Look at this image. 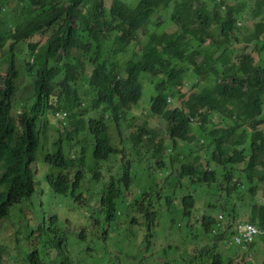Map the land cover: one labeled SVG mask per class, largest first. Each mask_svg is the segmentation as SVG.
<instances>
[{"label":"trees","instance_id":"1","mask_svg":"<svg viewBox=\"0 0 264 264\" xmlns=\"http://www.w3.org/2000/svg\"><path fill=\"white\" fill-rule=\"evenodd\" d=\"M235 1L233 5L229 0L220 4H214L213 0H112L107 8V0H0V78L3 79V88H0V217L12 218V209L24 202L31 204L37 193L33 165L38 161L41 131L35 123L36 114L45 119L44 127H47L49 113L66 112L69 128L64 130L69 138H73L67 146L59 142L51 147L53 153L43 155L47 166L68 171L75 163L80 164L84 159L72 161L69 152L81 136L90 138V144L85 142L84 147L92 151L95 162L100 163V167L107 165L117 154L112 147L110 123L106 117H114L119 126V108L130 109L138 105L143 94L140 83L143 74L151 76L157 88L152 113L167 123L168 138L174 150L180 149L179 143L194 141L192 132L197 126L206 138L201 148L212 150L213 156L236 152L233 161L244 163L246 171L253 172L262 163L258 161L264 153V131L260 129L264 128V0H255L252 5L250 0ZM154 18L167 19L176 31L160 32L165 22L153 23ZM242 24L246 26L242 27ZM198 25L202 28L198 29ZM213 27L215 31L221 30L228 45L244 43V51L235 56L228 55L224 47L207 52L202 43H206L204 35L215 36ZM246 30L250 31L246 34ZM141 32L148 36L145 43L138 36ZM197 40L200 41L198 45ZM132 43L142 44V50L124 70L116 57L126 54ZM249 46L252 47L250 52ZM254 54L260 60L257 61ZM20 61H24L25 65L21 66L27 72H35L37 65L39 69L34 88L35 107L31 114L25 111L15 119L12 112ZM51 62L58 65L51 67ZM191 66L200 76L194 85L188 84L192 80ZM219 66H223L222 72H219ZM43 71L48 82L41 87ZM206 75L212 79H205ZM220 75L219 80L217 76ZM83 79L92 99L91 109L79 110L77 102L62 105V94L68 93L72 85ZM59 89L62 92L57 95ZM171 103L175 109L170 108ZM93 108L102 112L99 119L89 116ZM219 118L224 122L233 120L235 125L221 124ZM194 119H198L200 125ZM212 121L221 130L211 131ZM247 124L249 127L245 126ZM236 130L243 132L233 138L230 133ZM155 146L154 142L152 147ZM156 152L160 156L164 152L163 146L160 145ZM156 152L149 154L155 156ZM184 155L188 159L194 154ZM208 166L198 170L188 161L183 165V176L196 177L201 186H211L217 179L214 172L207 171ZM101 170L108 172L109 168L101 167ZM92 171L100 180L101 172L96 173L95 167ZM85 174L86 171H78L73 181L66 175L48 179L55 192L66 194L70 182L76 189L84 181ZM227 176L231 179L230 172ZM233 192L229 189L220 196L227 197L226 203L221 204L222 211L236 221L238 213L244 209L231 197ZM250 193L253 200L247 205L251 212L248 219L264 232V204H260L259 196L255 198L254 188ZM120 198L118 189L103 191L95 198L92 209L97 221L93 225L104 226L100 235L103 240L114 236L113 223L124 203ZM207 206L213 209L219 205L212 200ZM18 216L26 217L25 214ZM28 217L32 220L24 233L28 241V260L33 264H52L45 255L51 254L42 252L34 240L47 230L44 219H34V214ZM146 217L152 223L155 213L150 211ZM222 222L223 219L205 212L200 225L211 233L213 227ZM188 227L193 228V225L189 222ZM80 234L83 237L87 232L83 229ZM212 238L219 251V242L224 241L226 235L219 231ZM261 238L264 241V235ZM5 256L6 250L0 246V264H5ZM219 257V254L211 257L210 264H218ZM227 258L229 264H233L236 255ZM185 263L205 264L204 256L195 253ZM55 264L71 263L67 254L60 252Z\"/></svg>","mask_w":264,"mask_h":264},{"label":"clouds","instance_id":"2","mask_svg":"<svg viewBox=\"0 0 264 264\" xmlns=\"http://www.w3.org/2000/svg\"><path fill=\"white\" fill-rule=\"evenodd\" d=\"M208 2H211V0H207ZM222 1H227V0H213L214 4H220ZM227 5V2L225 3ZM159 21V22H158ZM161 22H165L164 25L169 24L168 20H158L156 18L153 19V23L160 24ZM241 24V23H239ZM171 26V25H170ZM202 26L198 25V29H201ZM161 31V29H160ZM176 31V30H175ZM174 31V32H175ZM215 31V27H213L212 32ZM215 36L210 37L208 35H204V38L206 40V43H202V46L207 52H212L214 49L219 48V47H224V49L228 50V55L230 56H235L238 51H244L242 48L240 49H235L234 52L229 51V48L241 45L239 43L233 42L231 45H228L227 42L224 40L223 36L221 35V30L217 29L215 31ZM138 36H140V40L145 43L148 40V36L143 34V32L139 33ZM200 41H196V44L198 45ZM243 44V43H242ZM128 52L126 54H121L117 56L116 58L120 61L122 68L125 70L128 62L134 58V56L139 53L142 50V44H137V43H132L128 47ZM187 55V53L185 52ZM51 57L48 58L46 61L47 62L50 60ZM25 65L24 61H20V64L18 65V68L20 69V78L18 80V90L15 96V100L13 103V112L12 116L15 119H18V116L22 115L25 111H28L30 114L35 107L34 103V88H35V81L37 78V70L39 69V65H37V68L35 72H27L21 65ZM35 65V64H34ZM58 64L56 62H51L50 66L55 67ZM59 65H62V62L59 63ZM224 66V65H223ZM223 66H219V72H222ZM194 67L191 66V71L190 74L192 75V80L188 82L190 85H194L200 80V76L197 75L194 72ZM202 72V71H201ZM203 73V72H202ZM222 74V73H221ZM31 76L33 78V83L32 86L30 87L31 90L29 91L30 96L29 97H24L22 94V88H23V82L25 79L24 77L28 78ZM145 77L150 78V83L152 85V89L150 92L145 91L146 93L152 94L153 91L154 93L152 94L150 98V103L151 106L148 105V99L149 96H146V102L145 103H140L141 100L143 99L144 96V90L145 87L143 85V79ZM217 78L220 80L221 75L217 76ZM205 79H212V76L206 75ZM2 80L0 78V88H3ZM48 80L47 77L44 75V71L42 73V79H41V87L45 86L47 84ZM140 83L142 85L143 89V94L140 102L138 105L133 106L130 109H121L119 108V112L121 113V120L119 121V126H117L116 121L113 118L106 117L107 122L110 123V134H111V129L114 126L116 131L118 132L119 138L122 141L124 138V133L123 129L121 126V121H124L125 123L129 121V118H134V112L135 110L141 108V105L143 106H148L149 108V113L152 117H158L160 118L163 122L162 117L160 116H155L152 113V106H153V99L158 96V91L155 85L152 82L151 76H148L147 74H143L140 80ZM201 86V83L199 84ZM57 95H60L62 92L61 89L57 91ZM89 90L87 88V84L85 83V80L83 79L82 81H78L76 85L71 86V90L68 93H63L62 98H61V104L65 105L70 102L76 103L79 106V110H87L91 109V101L92 99L90 98V95L88 94ZM57 97L56 100L57 101ZM172 102V100H170ZM232 104L230 108H232ZM49 108V107H47ZM171 109H175V105L173 103L170 104ZM97 110L94 108L90 110L89 116L95 119H99L100 115H97ZM100 114L102 113L101 111L99 112ZM218 115L217 112H213L212 114ZM227 115V114H226ZM55 119L59 126L56 124ZM47 127H44L45 124V119L44 118H39L38 115L36 114V125L39 126V130L41 131L40 133V143L42 144V154L43 155H48L49 153H53L50 148L52 146H55L59 142H63L64 146H67L69 143L73 142V138H69L68 132L64 130V128H69L68 126V121H67V115L66 112L64 111H59L55 113V115L48 114L47 118ZM196 124L200 125V121L198 119H194ZM167 125V123L165 122ZM213 127L210 128V130H221L220 126H217L216 124L213 123ZM168 126V125H167ZM234 126V125H233ZM197 127V126H195ZM63 129L62 131L60 130ZM198 128V127H197ZM71 130V128H70ZM131 131V141H126L123 140L121 144L117 145L115 144L113 138H112V147L113 150H115V154L110 158V161L112 159H118L119 161V167L116 168L115 170L113 168H109L108 172H105L101 170V167L104 165H101L100 163L97 164L94 160V157L92 155L91 150H86L84 147V143L80 144L79 139L76 142L75 146H71L70 152H69V158L72 161H76L78 159H84L80 164L75 163V167L65 171L64 168H61V170H55L53 168H50L45 164V161H37L33 165V171H35V180L36 176L37 177H42L44 174H38L36 170L34 169V166L37 165H45L48 167L50 170L49 174H47V180L49 182V177H59L61 175H66L70 178L71 181L74 180L75 175L77 174L78 171H81L84 173L86 171V174L84 176V181L78 185L76 189L73 188L74 183L70 182L69 184V191L66 194L62 193H57L54 191V193L58 195H71L75 198L76 202H78L80 205H85L88 204L91 207L94 206V200L95 196L98 198V194L102 193L103 191H108L109 189H118L121 192V198L120 200L123 202H127L131 204L135 209L136 215L139 217L138 220H132L130 223L131 226L133 225H141L144 226L143 229V241H146L145 243L147 245V248H158L160 247L164 252H167L168 250L172 249H177L178 252H181L182 255H184L183 258L180 260V264H196V263H185L186 260H190L193 258L195 253H201L204 256V263L205 264H210L212 262V258L214 257L215 254H219V258L217 259L218 264H224L225 263V257L224 255L220 252L221 246L227 247L226 253H229L231 251L230 248L232 247H238L239 250L234 253L236 255V258L233 260V264H249L251 262L248 261V256L252 257L253 254H249V251H251L252 248L255 247L256 250L260 246L264 247V241H262V236L264 235V232L254 223H252L249 219L248 216L251 213L250 209L247 210V205L248 203L246 202V198H249L250 201L253 200L250 195L251 189H255L256 197H258L257 193L259 192L260 187L263 188V195H264V153L261 155V159L258 162H262L261 164L259 163L257 165V168L253 172L246 171L247 165L244 163L240 162L238 164L235 163L234 156L236 152H229L228 154L225 155H215L213 156L212 150H207L205 147L199 148L196 151H190L187 152L184 150V145L187 144H192L197 141V146L202 147L204 142L206 141V138L203 137L202 140H197L192 132V136L194 138V141L192 143H179L178 145L181 146L179 150H174L172 148V145L170 146V153L164 149V152L167 155V160L161 159L160 161H157V157H160L163 155V153L160 156H157V148L160 146V144L156 143L155 147H150L148 148L146 145V142H148V139L146 140V137H149L150 133L147 131V126H131L129 128ZM198 133L199 128L197 129ZM238 131H240L238 133ZM50 132H53L56 134L57 137H54L53 140L51 139ZM243 132V130H236L233 134V138H237V135H240ZM168 133V131H167ZM230 133V134H231ZM200 134V133H199ZM201 135V134H200ZM63 136L65 138H63ZM112 136V134H111ZM202 136V135H201ZM86 138V142L90 144V138L87 136H81ZM169 140V138H168ZM152 141L155 142L154 138H152ZM170 144L172 142L169 141ZM143 145L144 149L139 150L136 147L139 145ZM136 146V147H135ZM126 147V149H124ZM155 151L156 155L152 156L149 154L150 152ZM173 151H177L176 156L174 155L175 153ZM172 153V154H171ZM194 154L192 156H189L188 159H185L184 154ZM125 155L130 158V160L135 161L137 158L138 161L142 160L141 158L145 157V159L149 160L158 170L163 171L165 173V178L162 181L159 182H152L149 184L148 187L143 188L142 190H139L135 186V177L132 173L131 169V164L129 162H126L124 157L121 155ZM202 154H204V157H202ZM142 156V157H139ZM196 156H199L200 158H197ZM218 159V160H217ZM190 161L193 166L200 170L202 167L206 168V165L208 164V172H214L216 175V185L213 184L211 186L205 184L201 186L198 184L197 178H186L183 176V165ZM179 162V171L174 172L172 170V167L175 163ZM97 169L98 173L99 171L101 172V178L100 180H97L95 178V175L93 173V168ZM225 171L226 173H224ZM230 172V178L227 176L228 173ZM88 175L89 177L88 180ZM126 176V177H125ZM202 177H205L202 175ZM238 179L234 180V179ZM125 179V181H124ZM88 181L93 182L97 186V190L94 193H84L82 189L87 188L88 186ZM50 184V183H49ZM112 184H115L112 186ZM37 185V182H36ZM51 187V186H50ZM224 188V190H221ZM153 189L159 190V193H154ZM231 189V191H234L232 193V198L238 202L241 203L243 206L244 211L242 213H238L239 219L234 221L232 218H230L226 213L222 211V203H226V195H222L224 200L220 204V214L218 211L219 208L217 209H211L207 206L209 202H211V197L214 195H221L220 193H225V191H228ZM214 190V191H213ZM242 195V197L240 196ZM41 197V196H40ZM39 197V198H40ZM128 198V200H127ZM38 197L33 200L31 204H28L27 202H24L20 207H18L11 215H15L16 217L20 218L18 215L20 214H25L26 216L30 214H34V206L37 201ZM200 199L204 200V204L206 208L201 211V218L200 222L202 221V216L205 212L208 214L212 215L216 219H223V222L219 224L218 226L213 227L211 230V233H208L204 230V228L199 225L198 230L195 229L196 225L195 223L192 222V216L195 211H200V208L198 207L197 203ZM261 204V203H260ZM28 209V210H27ZM153 211L155 213V219L151 222L148 221L146 217V213ZM162 212H167L168 214H176L180 213L183 217L187 219L186 224L179 222L178 224L175 225V221L171 220V228L175 232V235L177 232H180V235L178 238V242L176 241L175 238H171L170 241H167L163 243V239L161 237H156L154 235V232L156 228L159 225V217ZM213 212H217L216 214H213ZM119 215H121V212H119ZM14 216V217H15ZM53 216H57L58 214H52L50 218ZM93 216V214H92ZM57 217H55L57 219ZM0 219L6 220L8 218H2ZM21 219V218H20ZM25 219V218H24ZM23 219V220H24ZM37 219V215H35V218ZM189 222L193 225V228L188 227ZM48 222L47 220L45 221V226L47 227ZM174 228V229H173ZM86 230V229H84ZM192 231L194 232L193 234ZM223 233L226 235V239L224 241L219 242V251L214 246V241L212 238V235L214 233L219 232ZM87 232V231H86ZM86 235H83L85 238ZM79 237L82 239V234H79ZM175 237V236H174ZM189 237H191V240L194 241L195 239H198L202 237L203 239L205 238L208 242H210L208 245H198L195 248H191L187 246V242H189ZM37 238V237H36ZM36 238L34 239L36 241ZM25 243V239L23 242L19 244V247ZM254 247L251 248V245L254 244ZM28 244V241L26 242ZM61 244H63V247L60 248L61 252H65L69 258V262L71 264H75V262L72 260V257H70L68 246L64 241V234L61 238ZM2 248L4 247L6 250V254H8V247L6 243L0 244ZM243 252V254L240 255V253ZM52 256H54V259L51 257V255L45 254L48 256V260L50 263L55 264L58 260V257L60 255V252L58 249L52 248L51 251ZM233 254V255H234ZM227 256H232L228 254ZM241 256V259L239 257ZM20 258L19 255V249L17 256ZM57 257V258H56ZM22 259H24L25 262H31L28 260L27 254L23 255ZM228 262L225 264H229V258H227ZM253 263L254 260H252ZM163 264H169L168 261L166 260H161ZM33 264V262H31ZM5 264L7 263V257L5 256ZM252 264V263H251Z\"/></svg>","mask_w":264,"mask_h":264},{"label":"rangeland","instance_id":"3","mask_svg":"<svg viewBox=\"0 0 264 264\" xmlns=\"http://www.w3.org/2000/svg\"><path fill=\"white\" fill-rule=\"evenodd\" d=\"M125 2H130V0H123ZM255 0H250V4L252 5ZM112 0H107L106 7L109 8L111 5ZM231 4H236L235 0H229ZM159 22V21H158ZM241 26V24H238ZM246 26L242 24V27ZM248 26L252 27L253 24H248ZM168 30L173 31L175 28L171 27L170 25L166 24L163 25L161 31ZM250 30H246L245 33L247 34ZM245 44L237 45L234 47L229 48V51L234 52L235 49H242L244 48ZM252 47L249 46V52L251 51ZM239 52V51H238ZM237 52V53H238ZM255 59L258 61L259 56L254 54ZM260 60V59H259ZM25 81L23 82L22 94L24 97H29V91L31 90V86L33 83V78L29 76L28 78L24 77ZM143 85L145 87L144 96L140 103L146 102V96H149L148 105L151 106L150 98L152 94L146 93L150 92L152 89V85L150 83V78L145 77L143 79ZM1 87V85H0ZM97 115H100L97 112ZM216 116V113H215ZM221 124H226V126H233L234 121L228 120L226 122L223 121L222 118L218 119ZM56 124L59 126L55 119ZM121 126L124 133L123 140L131 141V131L129 128L131 126H147V131L150 133L149 137H146V145L148 148L154 145L152 142V138H154L155 143H158L163 146L165 150L170 153V146L168 140V126L158 117H152L149 113L148 106L141 105V108L135 110L134 118H129L128 122L121 121ZM249 127V125H245ZM197 127H194V136L198 140H202L203 136H201L198 131ZM264 131V128H260ZM62 131L63 129L60 128ZM240 131H238L239 133ZM112 138L115 144L119 145L122 141L119 138L118 132L116 131L115 127L113 126L111 129ZM230 135L233 136L231 133ZM51 139L53 140L54 137H57L55 133L50 132ZM63 138H65L63 136ZM86 142L85 137H80L79 142L80 144ZM182 146V145H181ZM136 147V146H135ZM139 150L144 149V146L141 144L136 147ZM201 147L197 146V141L195 140L192 144L184 145V150L187 152L196 151ZM126 149V147H124ZM42 144L40 143V149L38 151V160L44 161V156L41 152ZM50 150H54V148H50ZM176 156L177 151H173ZM172 154V153H171ZM124 157L126 162L131 164L132 173L135 177V186L142 190L145 187H148L152 182H159L165 178V173L163 171L158 170L149 160L145 159V157L141 158L142 160L138 161L136 158L135 161L130 160L129 157L125 155H121ZM139 157H142L139 155ZM204 157V154H202ZM161 159L167 160V155L163 153L162 156L157 157V161ZM118 159H112L107 165H104L102 168H113L114 170L119 167ZM180 163L177 162L173 165L172 170L174 172L179 171ZM34 169L38 174H44L42 177L36 176L37 182V193L32 197L35 199L38 197L35 206L34 212L37 215V218H41L44 221L47 220V230H43L39 236L36 238L37 245L42 252H46L51 254L52 248L58 249L61 252L60 248L63 247L61 244V238L64 234V241L68 246L70 257L75 262V264H163L161 260H166L169 264H180L181 258L184 255L178 250L172 249L164 252L160 247L158 248H147V245L143 241V229L144 226L141 225H133L131 226L130 223L132 220H138V216L136 215L135 208L127 202H124L121 206V215L118 216L117 220L113 227L112 231L113 237L108 238L107 240H103L100 235L103 233L104 226H97L93 225V222L97 221V219L92 216L93 209L90 205H80L76 202L75 198L71 195H58L54 193L51 189L50 184L47 180V174H49L50 170L45 165H35ZM90 175H88V180ZM237 180L238 179H234ZM87 188L82 189L84 193H94L97 190L96 184L91 181H88ZM154 193H159V190L153 189ZM259 196V202L264 204V195H263V188L260 187L259 192L257 193ZM41 196V197H40ZM242 197V195H240ZM40 197V198H39ZM96 198V196H95ZM223 196L214 195L211 197V200L217 202V207L214 209H218L217 212L220 214V204L222 203ZM226 199V198H225ZM128 200V198H127ZM95 202V200H94ZM246 202L249 203L250 199L246 198ZM200 211H195L192 216V222L195 223L196 228L198 230L200 225V218H201V211H203L206 206L204 204V200L200 199L197 203ZM16 206L12 209V213L20 207ZM28 210V209H27ZM217 212H213L216 214ZM52 214H58L57 216H53ZM10 219H0V244L6 243L8 247V254L7 263L8 264H25L24 259H22L23 255L28 253L26 242L27 239L24 237L25 230H28L32 220L29 219L28 215L25 219H20L18 217H14ZM57 217V219L55 218ZM34 220V219H33ZM101 220V219H100ZM171 220L175 221V225L179 222L186 224L187 219L183 217L180 213L176 214H168L167 212H162L159 217V225L156 228L154 235L156 237H161L163 239V243L170 241L171 238H175L176 241L180 240L178 236L180 232H175L171 228ZM112 224V225H113ZM86 229L87 235L85 238H80L79 234L81 230ZM174 229V228H173ZM175 236V237H174ZM25 239V243L19 247V244L23 242ZM189 242H187V246L191 248H195L198 245H208V242L205 238L202 237L195 239L194 241L191 240V237L188 238ZM33 241V240H32ZM30 241L29 243H31ZM32 246H30V249ZM19 249V257L17 256ZM227 247L221 246L220 252L225 257V263L228 262L227 255H233L236 253L239 248L232 247V250L229 253H226ZM63 253V252H62ZM253 254L252 257L248 256V261L252 264H264V247L260 246L258 250L254 248L249 251V254ZM243 252L240 253V255ZM51 257L54 259V256ZM59 257V256H57ZM56 257V258H57ZM241 259V256L239 257ZM255 263H253V261ZM224 263V264H225Z\"/></svg>","mask_w":264,"mask_h":264}]
</instances>
